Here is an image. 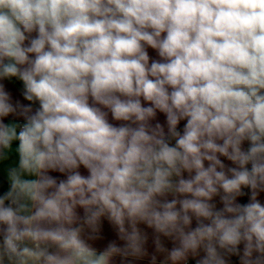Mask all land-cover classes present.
<instances>
[{"label":"clouds","instance_id":"obj_1","mask_svg":"<svg viewBox=\"0 0 264 264\" xmlns=\"http://www.w3.org/2000/svg\"><path fill=\"white\" fill-rule=\"evenodd\" d=\"M12 152L0 264H264V0H0Z\"/></svg>","mask_w":264,"mask_h":264},{"label":"crops","instance_id":"obj_2","mask_svg":"<svg viewBox=\"0 0 264 264\" xmlns=\"http://www.w3.org/2000/svg\"><path fill=\"white\" fill-rule=\"evenodd\" d=\"M149 54L153 58H156V54L153 50L149 49ZM4 83L6 85V89L9 90L13 94V97L15 99H21L22 100V96L20 95V91H19L22 87L20 82L13 79L11 82L5 81ZM25 103H27V102H25ZM11 119L12 118L9 117L6 119L5 122H8V120H11ZM158 119L160 122H163L165 118H164L163 114H158ZM182 126H183V122L181 124V128H182ZM15 161H16V155H15V152H12L10 154V158L8 160L0 163V193H2L3 191H5L7 189V184H6L5 176H4V169L8 165L14 164ZM81 171L83 174H87L84 169H81ZM53 175H59V174L53 173ZM240 199H241V202H247V198L245 200V197L240 198ZM260 199L262 202H264V194H261ZM104 236H105V239L96 244V247L99 249H102L104 246H106L108 241L117 239L115 233L113 232L111 227L107 224V222H105V224H104ZM168 246L170 247V244ZM149 251L150 252L152 251L151 243L149 245ZM140 264H147V261L140 262ZM232 264H238V258L237 257H232Z\"/></svg>","mask_w":264,"mask_h":264},{"label":"trees","instance_id":"obj_3","mask_svg":"<svg viewBox=\"0 0 264 264\" xmlns=\"http://www.w3.org/2000/svg\"><path fill=\"white\" fill-rule=\"evenodd\" d=\"M247 191V190H246ZM247 196H245V200H246Z\"/></svg>","mask_w":264,"mask_h":264}]
</instances>
